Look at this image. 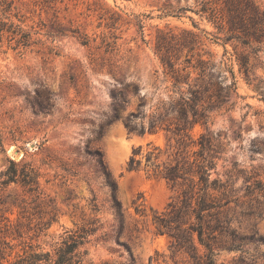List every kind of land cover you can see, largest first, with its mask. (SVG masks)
<instances>
[{"label": "rangeland", "instance_id": "374dc122", "mask_svg": "<svg viewBox=\"0 0 264 264\" xmlns=\"http://www.w3.org/2000/svg\"><path fill=\"white\" fill-rule=\"evenodd\" d=\"M257 3L264 11V0ZM197 4L0 0L2 20L22 29L14 39L5 32L0 41V174L10 161L29 163L40 174L39 197L20 183L0 187V262L32 249L52 251L65 230L100 218L85 245L92 264H194L153 224L154 213L181 187L148 166L146 154L171 145L165 161L177 150L176 140L168 142L172 134L163 129L142 135L124 123L131 118L141 126L157 98V37L187 30L213 54L225 83L231 69L237 83V94L226 100L230 109L216 114L209 131L200 125L192 131L194 138L208 132L218 151L211 179L227 185L224 212L238 235L239 246L218 250L215 264H264V43L227 40L225 31L182 9ZM243 58L249 75L240 69ZM95 150L118 182L121 215ZM132 158L140 163L131 167ZM5 242L13 249H4Z\"/></svg>", "mask_w": 264, "mask_h": 264}, {"label": "trees", "instance_id": "16d2710c", "mask_svg": "<svg viewBox=\"0 0 264 264\" xmlns=\"http://www.w3.org/2000/svg\"><path fill=\"white\" fill-rule=\"evenodd\" d=\"M196 2L197 9H182L193 10L220 31H225L229 35L227 40H241L248 46L264 43V11L257 0ZM5 32L11 33L14 39L13 35L22 33V29L0 17V41ZM83 42L87 43V40ZM203 45L198 34L191 31L160 34L156 43L160 61V68L155 71L154 93L157 98L151 104L150 112L142 116L141 126L133 125L131 118L124 123L130 131L136 130L142 135L163 129L172 134L168 142L176 140L177 150L169 153L165 161H161L163 153H167L171 145L165 152L156 148L158 152L149 151L146 154L147 163H150L148 166L181 187L163 211L154 213L155 231L159 235H167L170 246L176 251L190 254L194 264H215L214 256L218 250H232L239 246L238 235L231 229V220L224 212V207L230 202L227 185L220 179H211L218 151L213 148L208 132L194 138L192 131L197 125L209 131L216 114L230 109L226 100L232 93L237 94V83L233 69L229 70L231 81L225 83L226 74L222 73L213 54ZM185 51L187 53L182 58ZM257 51L258 48H253L254 53ZM239 65L246 75L250 74L248 59H241ZM94 155L114 194L115 212L121 215L122 206L115 195L118 182L111 179L102 152L95 150ZM136 162L140 163L132 158L131 167ZM39 177V172L31 164L19 166L10 161V166L0 174V187L12 182L20 183L28 193L39 197ZM93 206L99 211L96 203ZM139 209L137 207V211ZM99 223L100 218L76 223L75 228L67 229L60 235V241L52 251L32 249L18 254L14 260L3 257L0 264H92L87 260L85 245L99 229ZM5 244L4 249H13L8 242Z\"/></svg>", "mask_w": 264, "mask_h": 264}]
</instances>
